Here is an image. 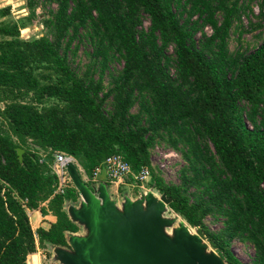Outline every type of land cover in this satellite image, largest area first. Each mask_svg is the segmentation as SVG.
Listing matches in <instances>:
<instances>
[{"label": "trees", "instance_id": "obj_1", "mask_svg": "<svg viewBox=\"0 0 264 264\" xmlns=\"http://www.w3.org/2000/svg\"><path fill=\"white\" fill-rule=\"evenodd\" d=\"M44 1L57 8L33 38L21 29L36 0L18 18L8 17L10 4L0 7V264H27L38 246L66 245V231L79 229L64 208L79 190L56 191L57 151L72 153L89 177L115 152L136 172L148 165L151 185L228 262L264 264V41L229 46L245 0ZM81 38L91 44L82 69L73 57ZM117 59L123 65L106 84ZM159 141L185 160L179 182L151 166ZM29 208L57 219L35 230ZM208 215L223 225L212 229ZM235 239L254 245L252 263L235 254Z\"/></svg>", "mask_w": 264, "mask_h": 264}, {"label": "water", "instance_id": "obj_2", "mask_svg": "<svg viewBox=\"0 0 264 264\" xmlns=\"http://www.w3.org/2000/svg\"><path fill=\"white\" fill-rule=\"evenodd\" d=\"M18 151L22 158L24 148ZM67 168L83 200H66L64 208L78 225L83 223L93 232V238L88 240L84 234L76 233L79 225L77 231H66L67 242L74 250L66 249L68 244L46 241L56 247L57 257L59 253L63 263L232 264L221 248L212 245V252L208 251V237L203 228L192 226L178 212L184 218L183 224L174 227L173 234L167 230L175 219L164 216L171 201L166 192L153 186L160 193L150 190L138 204L125 200L119 209L118 203L106 193L103 181L99 182L96 193L83 178L76 162L70 161ZM76 201L82 202L81 209L76 210L72 204Z\"/></svg>", "mask_w": 264, "mask_h": 264}, {"label": "rangeland", "instance_id": "obj_3", "mask_svg": "<svg viewBox=\"0 0 264 264\" xmlns=\"http://www.w3.org/2000/svg\"><path fill=\"white\" fill-rule=\"evenodd\" d=\"M36 1L38 3L36 9L37 14L26 27L21 29V36L24 38H33L44 34L46 32L44 18L46 17V14L50 8H57V3H46L44 0ZM9 4L11 5V13L8 15L10 18H18L29 13L28 0H0V7ZM241 4L246 6L245 9L240 11V15L236 17L231 28L229 46L232 50H236L238 48L241 50H252L264 41V14L261 12L260 0H245L242 1ZM143 18L145 25H149L150 20L148 15L144 14ZM206 30L210 32L211 27L207 26ZM76 42H79V47L73 55L74 65L82 69L85 68L86 64L90 60L88 53L91 50V44L86 38H81L80 41L77 39L75 44ZM171 50L173 51V48H171ZM109 64V67L105 71L106 84H108L110 79V70L120 68L123 65V60L117 59L115 62L112 61ZM136 109L137 106L134 107V110ZM184 163L185 160L183 159L181 152L164 141L157 142L151 148V166L158 174L162 175L167 182L180 181V168ZM78 168L83 178H85L87 183L94 191H96V193L99 192V190H97L99 182L103 181V183L106 184V193L109 195L111 200H114L118 203L119 209L122 207L125 200L132 202L131 204L134 205L138 204L140 200H143V197L148 191L154 190L158 192L151 185L150 177L148 179L140 180L137 176L138 172L133 170V168L132 171L124 176L121 180L114 181L110 180L109 178L101 179L99 176H97L95 179H89V176L85 173L84 169L80 167ZM72 184L74 185L73 181ZM77 200L83 199L79 196ZM72 204H75L74 206L77 209L74 206L72 207H74L76 210L83 207L82 202L80 203L76 201ZM164 216L167 218L174 217L175 219L172 224L167 226V230L170 233L173 232L174 227L183 224L182 222L184 218L181 215H178V213L170 206L167 207ZM32 217L36 222V213H33ZM222 219L223 217L216 220L212 215H208L205 218L206 222L212 229H217L222 226ZM79 225L80 229L76 233L84 234L88 240L92 239L93 232H91L89 229L87 230L83 223H79ZM206 242L209 244L207 250L212 252V244L208 239ZM65 248L74 250L72 244H68L65 246ZM232 249L243 262L252 263V259L255 254V247L251 242L235 239L232 242ZM39 251L45 264H65L59 258V253V257H57L56 247L51 243L46 244L45 246H38L36 254H38Z\"/></svg>", "mask_w": 264, "mask_h": 264}, {"label": "built area", "instance_id": "obj_4", "mask_svg": "<svg viewBox=\"0 0 264 264\" xmlns=\"http://www.w3.org/2000/svg\"><path fill=\"white\" fill-rule=\"evenodd\" d=\"M70 161H74L78 164L77 158L72 153H68L65 151H57L55 153V159L52 167L58 178L56 183L57 192H64L68 186L72 185V179L67 168V164ZM102 170L106 172L110 180H121L124 176L132 171V165L121 152H115L109 155L101 164H98L94 168L93 175L91 178L89 177V179H95ZM150 174L151 168L146 165L138 172L137 176L140 180H142L148 179L150 177ZM38 254V261L30 260L28 255L27 264H45L42 256L40 255V251L38 252Z\"/></svg>", "mask_w": 264, "mask_h": 264}, {"label": "crops", "instance_id": "obj_5", "mask_svg": "<svg viewBox=\"0 0 264 264\" xmlns=\"http://www.w3.org/2000/svg\"><path fill=\"white\" fill-rule=\"evenodd\" d=\"M98 176L101 179L108 178V176L104 170H102ZM42 204L47 205V201L43 202ZM28 213L30 215L32 226L35 230L37 229V227H39L41 225L44 227H49L51 222H53L57 219L56 215L53 214L51 211L46 213V214H43V212L41 211L40 208H29ZM33 213H36V216H37L36 222L33 220V217H32ZM35 255L37 256V259L35 261H38L39 260V254H36V251L29 253L30 260Z\"/></svg>", "mask_w": 264, "mask_h": 264}, {"label": "bare ground", "instance_id": "obj_6", "mask_svg": "<svg viewBox=\"0 0 264 264\" xmlns=\"http://www.w3.org/2000/svg\"><path fill=\"white\" fill-rule=\"evenodd\" d=\"M31 260H36V255L34 257H32Z\"/></svg>", "mask_w": 264, "mask_h": 264}]
</instances>
